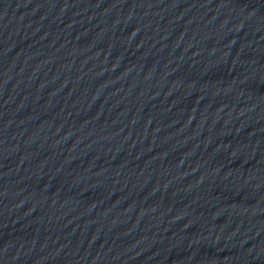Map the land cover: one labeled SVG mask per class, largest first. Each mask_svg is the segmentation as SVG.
<instances>
[{"label": "water", "instance_id": "obj_1", "mask_svg": "<svg viewBox=\"0 0 264 264\" xmlns=\"http://www.w3.org/2000/svg\"><path fill=\"white\" fill-rule=\"evenodd\" d=\"M0 264H264V0H0Z\"/></svg>", "mask_w": 264, "mask_h": 264}]
</instances>
